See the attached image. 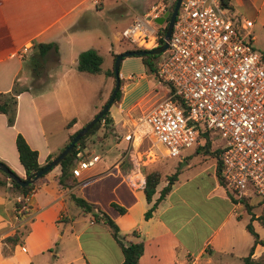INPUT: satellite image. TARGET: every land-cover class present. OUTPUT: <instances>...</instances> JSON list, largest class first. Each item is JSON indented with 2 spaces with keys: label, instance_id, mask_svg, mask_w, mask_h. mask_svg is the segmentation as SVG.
<instances>
[{
  "label": "crops",
  "instance_id": "1",
  "mask_svg": "<svg viewBox=\"0 0 264 264\" xmlns=\"http://www.w3.org/2000/svg\"><path fill=\"white\" fill-rule=\"evenodd\" d=\"M127 3L130 5L133 0ZM227 6L228 9H224L230 16L248 20L243 15L248 12L264 25V0H227ZM118 10L120 0H0V93L17 91L13 124L8 126L5 116L0 114V162L17 177L24 178L14 146L17 134L36 153V162L42 167L108 99L114 79L105 73L112 69V56L121 52L120 31L116 32L114 45L105 50V53L109 50L110 58L105 65L100 57L99 74L77 72L75 63L79 53L93 50L95 45L86 34L88 27L82 23L98 14L109 16ZM144 11L133 18L146 14ZM47 44L52 48L40 55L38 46ZM23 48L26 49L24 53ZM124 77L132 80L127 73L120 74L119 64V81ZM47 80H50L49 84L45 83ZM29 81L39 84L38 89L27 86ZM119 89L122 96L112 104L115 111L110 113L111 106L108 108L111 123L107 127L101 123L81 151L84 156L98 157V161L82 171L78 178L72 177L74 185L60 187L57 182L59 167H53L33 182L32 190L23 200L28 213L19 216V211L15 212L13 207V198L19 195L0 178V212L6 215V206L9 203L12 206L10 221L4 220L0 213L3 226L0 229V264H48L50 258L51 264H121L120 248L107 227L95 222L91 213L84 214L76 208L69 200L71 195L102 213L103 207L113 211L109 216L104 214L115 224L123 241L142 243L138 264H214L212 257L215 254L229 252L223 249L227 240L223 243L216 236L239 202L249 198L238 201L228 197L215 177L214 166L205 165V161L200 162L202 168L197 177L210 180L212 189L209 195H215L220 203L226 204L227 212L222 224L207 235L199 248L194 241L203 222L195 219L197 214L193 213L190 218L185 213L195 210L189 194H177L174 187L180 171L176 172L168 193L150 217L143 218L151 205L146 203L142 193L144 176L153 171L143 169L145 165L141 166L140 159H135L133 144L137 141L138 146L143 140L140 135L143 127L138 126V120L165 95L158 97L157 93L145 92L127 104L126 85H119ZM133 110L139 117L136 123L134 120L128 126L127 112ZM132 131V143H124L122 136ZM159 183L152 202L161 190ZM112 205L124 209V212L119 214ZM16 217L19 221L14 220ZM195 220L199 225L192 223ZM20 221H26L27 230L18 235L19 242L13 247L2 244L3 238L16 233L15 227ZM255 248L259 250L254 252ZM263 251L264 248L256 245L251 259ZM240 261L242 263V258Z\"/></svg>",
  "mask_w": 264,
  "mask_h": 264
},
{
  "label": "built area",
  "instance_id": "2",
  "mask_svg": "<svg viewBox=\"0 0 264 264\" xmlns=\"http://www.w3.org/2000/svg\"><path fill=\"white\" fill-rule=\"evenodd\" d=\"M163 13L152 9L135 18L121 39L139 49L157 47L154 20ZM251 29V21L230 16L221 0H180L156 62L166 95L138 120L167 159L200 145L206 132L217 143L222 188L238 201L250 193L264 200V53L251 48ZM121 139L131 144L134 132ZM77 159L73 178L98 161L83 152Z\"/></svg>",
  "mask_w": 264,
  "mask_h": 264
},
{
  "label": "rangeland",
  "instance_id": "3",
  "mask_svg": "<svg viewBox=\"0 0 264 264\" xmlns=\"http://www.w3.org/2000/svg\"><path fill=\"white\" fill-rule=\"evenodd\" d=\"M173 1L174 0H133V3H130L129 5L127 3L128 0H120V10L117 12L109 16L105 15L104 13L98 14L96 17L85 20L82 25L88 27V32H86V34H89V41H93L95 44L92 48L93 50L97 51L100 57H102L104 61L103 63L105 65L107 60L110 59L109 46L114 45V37L116 36V32H121L124 28H126L130 20L133 21L135 17L137 18L143 15H137L133 18L135 14L141 13L144 10V13H147L152 11V9H154V12L160 10H163V12L170 11V6ZM243 15L252 22L251 35L253 36V42L251 43V48L255 52L263 54L264 25L258 20L253 19L251 14L248 12L244 13ZM165 25L166 23L160 25L158 30L162 29ZM119 41L121 52L131 49H139L137 46H131L125 40L121 39V37ZM107 48L109 50L107 53H105ZM157 60L158 59H156V61ZM126 73L132 78V80H127L124 77L120 80V85H126L127 104L133 102L140 94L145 92L157 93L158 97L166 95L167 86L159 81L157 77L154 78L145 71L140 57L131 56L121 60L120 74L124 76ZM27 74L29 75V71ZM139 76H142V78H139ZM45 83L49 84L50 80H47ZM37 85L39 84H35V82L30 83L29 81L27 83V86H30L34 90L38 89ZM121 96L122 92L120 90V98ZM114 103L115 102H112V104ZM112 104L110 105L111 107L109 109L110 113L115 111V108L112 106ZM136 114L137 111L134 110L127 112V117L125 120L128 126L131 125L132 121L134 120L135 123L137 122L139 115L137 116ZM144 131L145 129L143 128V132L140 133L143 139L141 144L136 146L137 141L133 144V156L135 159H140L139 164L141 166L145 165L143 169H148L159 174L160 189L167 185L166 179L169 176L176 173L177 171H180L179 175L177 176V181L174 183V187H176L178 190L177 194L181 192H186L185 195L189 194L193 201V210H195V212L187 210L185 213H187V216L190 218L193 213L197 214L198 217L195 219L203 222L200 225L196 220L192 222L193 224L200 226L198 227V234L194 241L195 246L199 248L207 235L222 224L221 222L225 218L227 212L226 204L220 203L215 195H209V192L212 189V187H210V180L206 177H197L199 175L200 169L202 168L200 162L205 161V165L211 164L215 168L217 156L213 154V151L217 143H210L206 151L197 149L198 147H201V145L190 149H184L180 151L179 157L167 159L164 158L161 149L154 145L153 140H148L149 136H147L145 134L146 132ZM218 142L220 143V140H218ZM196 149L198 150L197 153H195ZM93 153L98 154L97 151H93ZM186 163H188V166H184ZM1 175L2 174L0 173V178L6 182V180ZM226 194L228 193L226 192ZM229 196L230 195L228 194V197ZM175 198L176 195L173 196L172 200H175ZM15 199L16 197L13 198V203L16 202ZM239 203L240 205L236 206L235 210L233 211V215H230L228 219H226V222L223 224L221 230L216 236V239H219L223 243L227 240L223 249H228L229 252H225L224 255L218 253L215 254L212 257L214 264H242L240 259L246 256L247 252H249V249L253 245V237L245 230V226L247 224L250 225L257 239L264 242V221L261 218L262 215H264V200L261 197L250 193L249 199ZM19 205L20 206L15 209V212L19 211V214H17L19 216H26L28 210L25 207L22 199H20ZM11 208L12 206L9 203L6 206V215L0 212L4 220L10 221ZM103 210L107 216L113 212L106 207H103ZM14 220L19 221L17 220V217ZM17 224L18 226L15 227V232L17 235L21 236L25 234L27 230L26 221H20L17 222ZM2 227L3 226H1L0 223V229ZM258 250V248H255L254 252H257ZM259 256H257L254 260H256ZM48 264H51V258L49 259Z\"/></svg>",
  "mask_w": 264,
  "mask_h": 264
},
{
  "label": "trees",
  "instance_id": "4",
  "mask_svg": "<svg viewBox=\"0 0 264 264\" xmlns=\"http://www.w3.org/2000/svg\"><path fill=\"white\" fill-rule=\"evenodd\" d=\"M175 1V0H174ZM174 1L171 3L170 11L173 8ZM222 4L221 6L225 9H228L227 6V0H221ZM165 31V26L159 30L160 39H158L157 46L162 44V39ZM38 48L40 49L39 54L44 55L47 50L52 48V45H39ZM136 50H145V49H131V51ZM159 55L156 56H150V55H144L141 56V63L144 66L145 71L152 75L154 78L156 77V59H158ZM115 55L112 56V61L114 60ZM100 64H101V58L96 53L95 50L89 49L86 51H83L78 54L76 58L75 63V70L80 73H85L89 75H96L100 73ZM105 76H109L114 79L113 71L112 69L107 71L105 73ZM114 84V82H113ZM120 85V81H119ZM113 87V85H112ZM112 90V88H111ZM17 91L12 90L10 93L2 94L0 93V114L4 115L6 118V123L8 126H11L14 121L15 117V108H16V97ZM120 98V89L117 90L113 102H118ZM103 124L105 127H107L111 121L108 116V111H106L103 116L74 144L70 152L63 158L62 161L59 162L57 165L59 167V176L57 178L58 185L60 187L65 186H72L75 184L74 179L71 176V169L74 166V163H76L77 154L81 152L87 144V140L89 137H92L97 129L100 127V124ZM76 134L73 133L70 135L67 139L66 145L71 141V139ZM200 137L202 138L201 147H198L197 149L201 151H206L208 149V146L210 144L208 140V134L206 132H202L200 134ZM64 145V147L66 146ZM14 146L17 153V158L20 166L23 169L24 172V179L29 178L33 173L38 171L41 167L36 162V153L32 151L24 142L23 138L17 134L15 136L14 140ZM199 146V145H198ZM63 147V148H64ZM196 149V153L198 150ZM213 154L217 156L218 150L214 149ZM51 161V157L47 159L46 164ZM1 163V162H0ZM220 163L218 161V158L216 159V166H215V177L218 181V183L222 186L221 180H220ZM13 173V172H12ZM2 174V173H1ZM14 174V173H13ZM46 174V173H45ZM44 174V175H45ZM15 175V174H14ZM44 175H42L40 178H42ZM176 173L172 174L166 179V186H164L158 193L157 198L152 202L151 198L155 192V188L159 183V174L157 172H149L145 174L144 176V185L142 188V193L144 195V199L146 203H151L149 208L145 211L143 214V218L146 220L150 217L153 210L156 208L157 204L164 198V196L169 191V186L172 184V182L175 180ZM3 178L6 180V182L9 183L10 189L14 191L16 194L20 196L22 201L25 199L26 195L32 190L34 184L27 185L23 188L16 185L14 182L9 181L5 175H3ZM39 178V179H40ZM38 180V179H37ZM69 200L73 203V205L78 208L82 213L89 214L93 209L99 212V215H93L92 218L95 222H101L103 223L107 229L110 232V235L112 236L113 240L117 244V246L120 248L121 255H122V262L121 264H138V258L142 253V243H128L123 241V237H121L118 234V229L115 226V224L112 222L111 219H109L104 213L100 212L98 209H96L95 206L85 202L83 199L79 197L70 196ZM20 202L14 203V209L18 208ZM112 207L119 213L122 214L124 212V209L117 207L115 205H112ZM264 221V215L261 217ZM264 223V222H263ZM245 230L253 237V245L249 249V252L246 257L242 258L243 264H264V251L262 254L256 259H251V255L253 253V248L256 245L261 246L264 248V242L259 241L252 231L249 224L245 226ZM19 242V237L15 233L11 236L5 237L1 240L2 244L9 245L13 247ZM2 254H4L2 252Z\"/></svg>",
  "mask_w": 264,
  "mask_h": 264
},
{
  "label": "water",
  "instance_id": "5",
  "mask_svg": "<svg viewBox=\"0 0 264 264\" xmlns=\"http://www.w3.org/2000/svg\"><path fill=\"white\" fill-rule=\"evenodd\" d=\"M180 0H175L173 8L171 12L164 11V13L157 19L154 20V23L157 26L162 25L163 23H166L165 25V31L162 39V44L149 50H136V51H123L119 54H117L113 60L112 64V71L114 76V84L112 87V90L110 92V95L104 105L101 107V109L81 128L79 129L74 137L71 139V141L53 158L51 161L44 166H42L38 171L33 173L29 178L27 179H21L14 175L4 164L0 163V173L5 175L9 181L14 182L19 187L23 188L27 185L32 184L34 181L39 179L42 175L50 171L53 167L57 166L60 161L63 160V158L70 152L74 144L103 116V114L108 111V108L113 102L114 96L119 89V79H118V67L123 58L131 57V56H144V55H150V56H156L162 54L166 48H167V40L169 38L171 26L173 23V20L175 18L178 6H179ZM81 153L77 154V157L80 156ZM92 215H99V212L93 209L90 212Z\"/></svg>",
  "mask_w": 264,
  "mask_h": 264
}]
</instances>
